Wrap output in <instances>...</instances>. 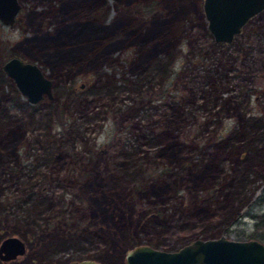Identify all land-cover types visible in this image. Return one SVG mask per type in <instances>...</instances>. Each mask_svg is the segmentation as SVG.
<instances>
[{"label":"rangeland","instance_id":"obj_1","mask_svg":"<svg viewBox=\"0 0 264 264\" xmlns=\"http://www.w3.org/2000/svg\"><path fill=\"white\" fill-rule=\"evenodd\" d=\"M20 1L16 22L0 21V74L9 77L2 65L12 56L36 62L53 79L55 97L31 103L11 77L12 87L0 81V119L23 134L17 138L14 131L0 145V241L8 235L25 240L29 250L18 264L86 257L125 264L116 257L124 236L100 229L83 187L97 200L115 196L126 203L118 175L127 174L131 185L144 170L159 175V149L170 145L169 137L148 143L146 135L167 126L182 130L173 148H181L179 159L172 173L155 176L147 191L157 195L142 193L136 206L143 220L157 211L167 223L145 227L140 243L176 250L196 238H252L256 215L264 212L257 199L264 192L257 177L264 168V10L225 44L209 31L203 0H118L119 9L108 0L107 22L117 18L110 37L123 41L103 76L69 58L71 42L92 23L91 8L71 2L64 24L57 1ZM66 24L72 35L62 44L46 36L37 44L38 28L61 38L57 27ZM222 153L227 157L220 160ZM36 201L44 202L34 211ZM48 242L56 245L43 249Z\"/></svg>","mask_w":264,"mask_h":264},{"label":"trees","instance_id":"obj_2","mask_svg":"<svg viewBox=\"0 0 264 264\" xmlns=\"http://www.w3.org/2000/svg\"><path fill=\"white\" fill-rule=\"evenodd\" d=\"M59 3L60 7H58L59 9H61L63 12V16H62V23L65 24V22L70 21L71 16L69 13V9H71V7L69 6L71 2L73 1H81L83 4H86L89 8H91V16L92 18L90 19V21L92 22L89 27L88 30L85 31V29H82V35L83 38L77 40V41H72L74 40L73 36L71 37V43H73V50L70 52L69 58L70 59H75L76 61L80 62V65L82 66H86V67H97L100 75L106 76L105 74V66L106 64H110V62L114 61L116 58L114 57V52L115 50L118 48V46L122 43L121 40H113L111 39V35L113 33H115V26H116V22L117 18L114 19L113 23L107 22V18L109 17L110 14V9H111V5L109 3L108 0H55ZM115 3V8L119 9L120 3L118 2V0H114ZM115 25V26H114ZM45 27V26H44ZM44 27H40L38 28V30H36V35H35V39H37V44L42 45L43 42V36H46L48 39H51L54 41V43L56 45H60L63 43L64 39L62 40V37L65 35H72L71 29L70 27H68V25H60L57 28L59 29L58 33H61V38H56L55 37V33L54 32H49L46 30V28ZM86 27V26H85ZM41 29V32L39 31ZM103 32V33H102ZM81 34V33H80ZM88 35V37L86 38V35ZM104 39V40H103ZM159 43H156L154 45V49H157ZM169 54V52H168ZM172 54V53H170ZM115 58V59H114ZM0 81L3 82L4 85H8L12 87V80L9 79V77H6V75L4 74H0ZM10 94V93H8ZM5 98H8V95L6 94ZM134 108V107H132ZM10 123L13 124V121H11L10 119H0V132L4 131L6 132V134H3L1 136V141H0V145H5V142H2L3 139H7L8 137H10L12 135V133L17 132L16 130H14V126L10 125ZM262 126V123H260ZM8 128H11L9 132H7ZM13 131V132H12ZM255 131V129H251V132L253 133ZM248 132V131H246ZM250 132V131H249ZM259 132V131H256ZM263 132V131H262ZM17 134V138L19 137V135H23L22 133ZM190 135V134H189ZM158 136H167L169 137V142L170 145L168 147H161V149H159V152L163 154L164 158L160 161L159 159L158 163H161L160 166V171H159V175L156 173H154V171H147L144 170L143 174L141 175L140 179L133 185L130 184L129 181H131L129 179L128 176L124 175V174H119V178L121 179L120 181V186L121 188H125L123 191L117 190L119 191V193L121 194V198L122 200H126V203H124L123 201H121V199L118 201L116 200L115 196L114 197H107L104 198L102 201L97 200V198L93 197L91 195V192L89 190L84 189L83 187V197L85 199H87L88 201H92L95 204V208H96V213H93V217L94 221H96L98 224V226L100 227V229L107 235V236H111L113 235V230L115 229L116 233H120V236H124L122 237V243L116 246V257H120L122 258L125 251H126V245L129 244V246H133L135 244H138L141 242V237H138L137 234H139L145 227H149L151 225L152 222L155 221V223H161V224H165L167 222H165L164 220L160 219L159 217H161L157 211H153L152 215H149L147 218H145V220H143V215L140 214V212L137 210L138 203H141V198H142V193L149 195V196H153V195H157V192H148L147 190H149V188L151 187V183L154 182V178H156L155 176H158L160 178H163V176H165L166 174H170L172 173V167H174V164L177 162V160L179 159V150L181 148L178 149H173L174 145L179 142L178 139H176L177 137L182 136V130L179 129V131H176L175 128L173 127H164L163 131H161L160 133H155L153 135H151V133H149L148 135H146L147 139L149 140L148 143L153 142V139L155 137ZM186 136V135H184ZM188 137V136H186ZM232 139V136L230 137ZM263 139V140H262ZM230 140V139H229ZM261 142H264V138H261ZM230 143L227 142L224 145V149H226V147H228ZM170 149L168 153H163L165 149ZM241 147L239 146L238 149L239 150ZM252 148L250 146H248L244 152H243V156L247 155V153L251 150ZM254 149H256V146L254 147ZM260 149V148H259ZM258 149V150H259ZM3 153H8L7 151H3ZM77 155H80L79 151L75 152ZM3 155V154H2ZM149 155V152H148ZM158 155V153H157ZM226 154L222 153V155H220V160L224 159ZM157 157V156H156ZM218 158V157H217ZM100 161V158H96L92 161L93 164L96 165L97 162ZM107 168H110L109 164L107 163ZM87 176V175H86ZM85 176V177H86ZM89 176H93V174H89ZM257 177L259 179H264V168L261 169V171H257ZM86 180V179H85ZM127 184V185H125ZM10 185V184H9ZM116 191V193H118ZM122 192V193H121ZM118 193V194H119ZM259 202L264 203V192L257 198ZM96 200V201H95ZM44 201H36L33 203L32 205V210L37 211L40 208V204H42ZM96 205L98 206V208L96 207ZM5 208L4 206H1L0 204V212L1 210ZM33 211V212H34ZM130 215L131 217L128 218ZM1 216V215H0ZM91 218V217H90ZM137 219L138 220V224L134 223V220L132 221V219ZM134 224V225H133ZM255 225H256V230L254 233L253 237H256L262 241H264V212L261 214L256 215V221H255ZM3 233H5L4 229H2V227H0V238L3 237ZM19 234H26V229L24 232H19ZM111 238H109L110 240ZM45 245V244H44ZM43 245V246H44ZM56 245V242H48L46 243V245L44 247H42L45 250H49L50 248H53ZM115 246V244H114ZM42 248H40L41 250H43ZM39 253V252H38ZM41 258V257H39ZM50 260V259H48ZM47 261V260H46ZM103 261L108 264V260L107 258L103 259ZM21 263V262H20ZM27 264H31V261L27 262ZM39 264H51L50 262H46V263H39ZM53 264V263H52ZM123 264V263H122Z\"/></svg>","mask_w":264,"mask_h":264},{"label":"water","instance_id":"obj_3","mask_svg":"<svg viewBox=\"0 0 264 264\" xmlns=\"http://www.w3.org/2000/svg\"><path fill=\"white\" fill-rule=\"evenodd\" d=\"M21 8L20 0H0V21L14 24ZM263 10L264 0H203L207 27L216 42L225 44L232 43L250 19ZM2 68L29 102L37 103L45 96L55 97L53 79L38 63L12 56ZM27 249L21 236L8 235L0 241V258H16ZM124 261L125 264H264V241L256 237L232 239L221 235L196 238L176 250L139 243L126 250ZM69 264L104 263L94 258H82Z\"/></svg>","mask_w":264,"mask_h":264},{"label":"flooded vegetation","instance_id":"obj_4","mask_svg":"<svg viewBox=\"0 0 264 264\" xmlns=\"http://www.w3.org/2000/svg\"><path fill=\"white\" fill-rule=\"evenodd\" d=\"M28 250L29 249H27V251L23 254V255H21V256H18V257H16V258H12V259H5V260H3L2 258H0V261L3 263V264H18L20 261H22V259L24 258V256H26V253L28 252ZM126 252V251H125ZM125 256V253H124V255H123V257ZM122 257V258H123ZM86 258H94V259H97V260H99V261H101V262H103L104 264H106L102 259H98V258H96V257H86ZM51 260V259H50ZM125 262V261H124ZM68 264H69V262H68Z\"/></svg>","mask_w":264,"mask_h":264}]
</instances>
